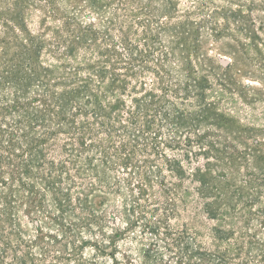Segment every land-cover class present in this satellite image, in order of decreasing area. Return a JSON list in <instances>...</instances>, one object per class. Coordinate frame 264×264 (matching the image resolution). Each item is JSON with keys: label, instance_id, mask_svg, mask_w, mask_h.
I'll return each instance as SVG.
<instances>
[{"label": "rangeland", "instance_id": "374dc122", "mask_svg": "<svg viewBox=\"0 0 264 264\" xmlns=\"http://www.w3.org/2000/svg\"><path fill=\"white\" fill-rule=\"evenodd\" d=\"M93 1L0 0V37L9 32L24 44L29 38L35 42L41 41V67L48 69V78L51 85L55 86L50 87L52 91L61 95L71 88L61 85L65 80H73L71 70H80L78 79H86L89 76L87 68L99 61L100 49L94 46L92 55L85 56V52L80 50L75 59H71L67 51L61 50L63 54L58 53L59 59L53 58L51 54L57 56L59 52L54 48L56 44L61 45L62 49L66 46L65 42L69 39L67 30H72L76 35L80 27L92 24L101 35L108 31L107 34L113 36L111 41L120 44L122 30H127L131 25L134 30L129 33L128 42L134 48L141 45L139 50L144 52L145 31L139 22L151 20L149 24L153 30L159 29V22L165 27L162 32L166 46H174L175 54L163 63L165 48L160 49L155 45V61L149 62L148 67L155 70L159 65L158 60H161L164 70L175 78L163 77L159 80L154 73L147 72L137 83L133 79L129 80L137 88V93L127 91L121 99L129 110L138 112L131 98L146 95L140 87L142 83L148 92L153 91L159 99L166 100L165 113L171 114L174 110L183 112L193 124L187 128H173L167 126L165 119L158 118L163 122L162 128L157 129L158 134L157 131H136L140 136L137 141L125 136L110 141L100 135L102 147L109 153V163L102 165L105 158L94 154L95 150L87 153L88 156H96L97 174L88 172L86 164L82 162L80 167L86 172L84 180L76 179L75 171L68 165V174L63 173V177L71 175L76 183L72 184L68 180L71 191L66 212L69 214L60 224L50 218L59 219L62 216L54 200L60 196L51 193L45 181L32 178L30 182L37 191L47 194L46 214L36 210L27 218L23 210L28 205L23 199L18 201L13 218L17 219L16 229L23 241L30 246L35 259L33 264L247 263L243 253L233 254L236 251L235 242L245 246L249 240H257L264 244V0H141L139 3L130 0H96L98 4H93ZM161 2L166 8L164 14H161L163 9L160 8V12L156 10ZM67 22L71 23L70 28L66 27ZM106 46L102 45L101 49ZM6 50V45L2 44L0 55L6 52L7 59L0 62V78L8 70H13L14 64L21 65L20 61H16L18 51L14 44L9 52ZM25 65L22 64L23 67ZM184 65L186 67L182 70ZM139 68L143 70V67ZM118 72L125 71L119 69ZM37 81L34 77L32 82L36 84ZM203 81L202 89L199 83ZM171 83H180L181 87L185 83L191 84L189 96L181 90L177 94L161 90H179L176 85L171 88ZM8 84L0 88L1 104L12 103L15 97L13 93L16 94L22 87L15 80ZM42 93L41 88L30 91L24 97L19 94L26 101ZM149 114L154 117L152 111L144 113L146 117ZM200 114H205L208 119L197 124L194 118H201ZM129 119L130 116L125 113L121 123L126 122L127 129L134 132L136 128L127 121ZM142 120L144 122L146 118ZM78 121L83 122L84 119L79 118ZM114 126L120 128L119 123ZM98 128V125L93 127L97 134ZM68 137L67 133H62L57 147L61 148ZM155 140L162 154H155L153 148L156 145L145 146V142L152 144ZM128 142L134 146H123ZM87 143L92 144L90 139ZM131 147L135 149L134 167L130 165L126 169L122 157L126 152H132ZM65 160H68L66 154L49 157V161L56 164ZM147 160L153 162L146 164ZM167 160L181 165L186 173L182 181L184 185L180 186V179L167 171ZM155 163L163 169L160 179L175 189V194L167 196L162 193L160 186H153L154 191L149 186L147 194L139 196L136 184L139 180L143 182V179L138 175V167L142 166L146 171ZM207 168L212 172L214 184H219L216 182L218 179L230 196L236 194L228 201V206L221 208L220 218L223 219L220 220V229L224 231L222 236L225 239L222 242L216 238L214 226L217 222L201 213L204 201H215L211 197L213 194L206 200L200 199L197 194L200 185L194 174ZM38 169L37 163L33 167L35 174ZM45 172L47 178L52 175L48 169ZM60 176V172L54 174L55 178ZM92 185L95 189L87 196L88 204L91 205L89 210L79 204V200L86 198L84 192ZM219 193L214 191L215 195ZM134 200L138 201L140 207ZM233 208L238 211L236 216L231 212ZM34 220L39 221L45 233L43 241L37 238ZM65 227H71V230ZM16 242L12 240V248L22 250L23 254L25 248ZM2 250L0 244V255ZM13 255V252H8L7 258L0 260V264H18L13 260ZM248 255L252 257L248 264L262 263L261 248L251 247Z\"/></svg>", "mask_w": 264, "mask_h": 264}, {"label": "trees", "instance_id": "16d2710c", "mask_svg": "<svg viewBox=\"0 0 264 264\" xmlns=\"http://www.w3.org/2000/svg\"><path fill=\"white\" fill-rule=\"evenodd\" d=\"M130 1L139 3L141 0ZM93 4L98 3L95 0ZM160 8L163 9V13L161 14H164L166 8L164 9L162 2L160 3V7L156 9L157 12H160ZM150 21L144 20L139 22L145 31V42L143 43L145 47L144 52L139 50L141 45L134 48L130 44L131 42H128V35L134 30V26L131 25L128 26L127 30H125L126 28L122 30L121 34L123 38L120 44L111 41L113 36L107 34L109 33L108 31L102 34V36L100 31L98 29L96 30L92 24L87 27H80L76 35L72 30H67L69 39L65 42L66 46L62 49L61 45L56 44L54 48L59 52H57V56L51 54L53 58L59 59L60 54L58 53L63 54L61 50L67 51L66 54L71 59H75L76 53L80 50L85 52V56L92 55L94 46V48L100 49L98 52L99 61L98 64L87 68L89 76L86 79H78L81 73L80 70H71L70 75H72L73 80L71 82L65 80V83L61 84L71 88L68 92L61 95L52 91L50 87L55 86L51 85L48 78V69L41 67L40 54L43 48L41 41L35 42L34 39L29 38L27 44H24L18 37L9 32H6L4 37H0V51L2 44L6 45L7 52L11 50V46L14 44L15 49L18 51L16 61H20L21 63V65L19 63L14 64L13 70H8L6 74H3V78H0V88H5L4 85L13 80L22 86L16 94L13 93L15 97L12 103L1 104L0 102V244L3 248L0 255L1 261L7 258L8 252H13V260L18 264H28V262L29 264H33L35 261L30 246L23 241L22 235L16 229L17 219L13 218L16 214L15 210L18 207V201H23V199L26 200V204L28 205V208L23 210L27 218H30L32 212L36 210L42 214H46L45 203L47 194L37 191L36 186L30 182L32 178L36 177L45 181L48 190L54 195L60 196V198L55 197L54 200L62 216L59 219L50 217L52 221L59 222L60 224L62 219H66L69 214L66 212L67 207L70 205L71 191V188L68 186V180L72 184L76 183L71 175L67 178L63 177V173L68 174V165L72 166V169L75 171L74 177L76 179L84 180L86 172L80 167V163L82 162L86 164L88 172H95L97 174L96 156L93 155L91 157L87 153L95 150L94 154L99 156L103 155L105 158L101 162L102 165H108L109 163L107 162L109 153L108 150L102 147L103 140L100 138V135L106 136L105 139L110 141L115 137L121 138L122 136L137 141L140 136L136 134V131L138 133H156L155 131L157 129L162 128L163 122L158 118L165 119L164 122L167 123V126L170 125L173 128L175 126L186 128L192 126L193 123L188 121V117L183 112L174 110L171 111V114L165 113L166 100L159 99L153 91L148 92L142 83L140 87L146 92V95L141 98H131V102L138 112L129 110L126 102L121 99V97L126 96L127 91L132 94L137 93V88L130 83V79L135 80L137 83L147 72L154 73L159 80L163 77H173L172 74L164 70L161 60H158L159 65L155 70L148 67L149 62L155 61L154 53L157 51L155 45L160 47V49L165 48L162 53L163 63L168 62L172 55L175 54L173 51L175 49L174 46H171V48L170 46H166L167 42L165 43L162 32L165 27L159 25L158 22L159 29L157 30L156 28V30H153L152 25L149 24ZM70 26L71 23L67 22L66 27L70 28ZM184 32H186V27H184ZM102 45H108L109 47L106 46V48L101 49ZM166 47L173 52H169ZM6 55V52L2 56L0 55V62L7 59L5 58ZM11 62L14 63L15 60H11ZM24 63L26 65L23 67L22 64L24 65ZM173 65L176 66L177 63L174 62ZM139 67H143V70H140ZM184 67L186 66L184 65L182 70H184ZM119 69L125 72L120 73L118 72ZM176 76L179 75L176 74ZM34 77L38 79L36 84L32 82ZM203 84L204 81L199 83L202 89L204 88ZM174 85L178 86L179 90L164 88L161 90L163 92L173 91L176 94L181 90L185 91L189 96L188 90L191 84L185 83L184 87H181L180 83H171V88ZM41 88L44 92L41 95L26 101L21 99V95L24 97L30 91ZM131 89H133L132 92ZM128 96L131 97L130 94ZM205 110L208 111V108H205ZM150 111L154 113V117H151L150 114L149 117L144 115V113L148 114ZM125 113L130 116V119L127 121L132 127L136 128L134 132L127 129L128 127L124 124L126 122L121 123ZM79 118L84 119V121H78ZM142 118H146V121L141 122L143 121ZM207 119L208 116L205 114H202L201 118H194L197 124L202 121L206 122ZM91 120L94 122H90ZM115 123H119L120 128H115ZM95 125L100 127L96 130L98 134L93 129ZM62 133H67L69 137L66 143L61 148H58L57 142L60 141V135ZM156 134H158V131ZM88 139L91 140L92 144L87 143ZM143 140L145 141L146 139L143 138ZM200 142H202V138H200ZM151 145H156L153 148L156 155L162 154L156 140L152 144L145 142L147 148ZM123 146L129 147L134 145L128 142L123 144ZM123 149L126 150V148ZM131 150L132 152H126L122 157L126 169H129L128 167L134 163L135 149L131 147ZM59 154H66L68 160L62 161L59 164H56L54 161H49V157L54 155L58 156ZM150 162L153 161L147 160L145 163L148 164ZM37 163L39 169L35 174L33 167ZM167 166V171L174 173L177 179H180V186L184 185L182 181L186 178V173L183 171L181 165L176 161L167 160ZM131 167H134V164ZM46 169L52 172L49 178L45 175ZM138 171L139 177L143 179V182L139 180L138 184H136L140 191L139 196H145L148 191L147 187L149 186L153 191V186H160L162 193L167 196H170L172 193L175 194V189L167 186L164 179H160L163 169L158 164H152L146 171L142 169V166L138 167ZM58 172H60L61 176L55 178L54 174L56 175ZM96 176L98 177V175ZM194 177L200 185L197 192L200 199H209V195L213 194L211 197L215 201L213 203L204 201V209H202L201 213L206 214L208 219L217 222V225L214 226L217 232L216 238L222 242L225 239L222 236L224 231L220 229V220L223 219L220 218L222 216L221 208L228 206V201L236 196V194L230 196L228 191L226 192L225 186L218 179H216V182L219 184H214L215 179H213L210 168L204 171H196ZM75 186L82 187L80 185ZM94 189L95 187L93 185L88 186L86 192H84L86 198L79 200V204L89 210L91 209V205L88 204L87 196ZM214 191H219L220 193L215 195ZM185 194L186 196H190L189 193ZM238 196H241V194H238ZM134 202L137 203V207H140L138 201L134 200ZM216 206L217 208H215ZM231 212L235 216L238 214L235 208ZM34 225L38 234V240L43 241L45 233L39 221L34 220ZM65 229L70 231L71 227H65ZM230 235L232 234H228V236ZM12 240H16L18 245L25 248L23 254L22 250L12 248ZM247 243H249L248 247ZM255 246L261 248L263 255L260 262L264 264V244H260L257 240H249L245 246L240 244V242H235L236 251L233 254L240 255L243 253L247 259V263L245 264H248L252 258L248 255V252L251 247L254 248Z\"/></svg>", "mask_w": 264, "mask_h": 264}]
</instances>
